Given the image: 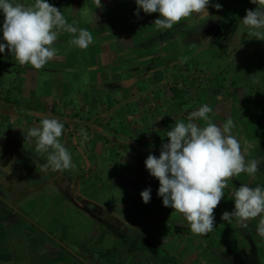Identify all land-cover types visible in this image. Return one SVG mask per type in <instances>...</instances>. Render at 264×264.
Wrapping results in <instances>:
<instances>
[{"label":"rangeland","instance_id":"obj_1","mask_svg":"<svg viewBox=\"0 0 264 264\" xmlns=\"http://www.w3.org/2000/svg\"><path fill=\"white\" fill-rule=\"evenodd\" d=\"M249 1L210 0L207 20L193 14L172 29H157L153 22L159 13L145 14L141 9L137 18L135 0H101L99 8L96 0H47L60 9L68 24L87 29L93 43L81 49L70 43L74 34L61 30L52 45L57 49L56 57L41 69L20 65L7 48L0 53V97L19 100L35 111L54 116L81 113L95 117L102 129L141 141L153 150L162 143L151 136L149 129L142 134L134 124L136 117L145 121L163 120L166 114L160 111L168 107L157 99L169 98L178 103L169 107L172 109L169 120L175 123L184 122L189 113L206 104L212 108L208 114L211 122L223 127L232 120V134L240 141L245 164H257L254 175L242 172L228 180L224 197L214 210L212 231L196 235L183 214L163 206L157 195L159 181L155 185L140 184L141 179L151 175L139 166L140 156L131 148L84 130H76L70 136L64 128L58 139L64 147H70L71 155L79 163L84 167L88 164L87 179L96 185L93 206L96 213L88 219L96 228H105V242L112 244L102 258H116L120 254L127 264H134L135 259L142 260L139 264H189L204 251L201 245L211 249L209 257L217 258L212 252L218 242L215 236L221 234L228 240L227 253L247 247L248 264L263 261L264 237L257 229L264 213L247 221L246 227L238 225L235 218L231 224L221 219L223 212L234 210V189L247 184L248 178L259 181L254 185L248 183L250 187H264V104L251 92L245 93L243 85L226 70L230 66L228 70L239 75L249 73L264 55V40L255 36L259 30L242 21ZM217 3L221 5L219 10L212 7ZM210 24L224 36L203 46L213 36L212 28L207 27ZM2 37L0 30V43H6ZM131 94L135 100L127 101ZM24 120L0 117V136L22 128ZM199 123L206 126L207 121ZM97 143L102 145L103 155H95L97 160L92 162L91 153ZM102 157L109 161L104 174L96 166ZM112 159L119 162L109 169ZM0 161H6L4 154L0 153ZM126 163H130L126 172L129 176L122 175ZM114 174L118 184L104 186L102 179L113 178ZM147 187L151 188V200L145 204L140 193ZM99 207H104V212H99ZM206 237L212 239L214 248L202 244L201 238ZM147 243L158 249L157 255L150 252ZM104 246L95 234L84 248L93 252ZM119 246L125 250H119ZM93 255L95 260L100 258L96 252ZM219 256L227 257L224 253Z\"/></svg>","mask_w":264,"mask_h":264},{"label":"clouds","instance_id":"obj_2","mask_svg":"<svg viewBox=\"0 0 264 264\" xmlns=\"http://www.w3.org/2000/svg\"><path fill=\"white\" fill-rule=\"evenodd\" d=\"M134 15L140 18L141 9L145 14L159 13L153 22L157 29H172L173 25L196 14L207 20L210 0H135ZM253 4L264 6V0H251ZM97 8L102 7L96 0ZM212 7L219 10L220 4ZM3 13L2 33L6 43H0V53L7 48L20 65L30 64L35 69L43 68L57 55L52 45L60 31L74 34L71 44L86 49L93 43V36L83 28L68 24L63 13L47 0H35V4L25 7L13 4L11 0H0ZM244 25L264 29V7L259 10H246L242 18ZM78 33V35H76ZM257 39L264 40V32L255 33ZM212 108L201 106L189 113L187 122H178L167 131L168 143H163L157 158L149 154L145 167L149 174L158 179L157 195L162 198L164 207H171L183 214L190 230L196 235L212 231L215 223L214 210L224 197L228 180L242 172L254 175L257 164H245L240 141L232 134L233 122L228 120L223 127L211 122L208 114ZM207 121L201 126L199 121ZM64 124L55 117H42L40 127L31 128L26 136L37 138V152L52 151L42 169L49 167L63 171L73 167L72 157L60 138ZM145 204L151 200V188L140 193ZM234 210L222 213L221 219L231 224L246 227V222L264 213V187H250L241 184L235 188ZM258 234L264 237V216H261Z\"/></svg>","mask_w":264,"mask_h":264},{"label":"crops","instance_id":"obj_3","mask_svg":"<svg viewBox=\"0 0 264 264\" xmlns=\"http://www.w3.org/2000/svg\"><path fill=\"white\" fill-rule=\"evenodd\" d=\"M11 2L23 4L25 7L35 4V0H11ZM3 19V13L0 12V27L3 25ZM126 100H135L134 94H131L130 98ZM157 101L168 107V109L160 111L161 114L164 112L166 117L163 120L151 118V121L136 117L134 124L142 134L145 129H149L151 136H156L157 141L163 144L168 143L167 131L176 124L169 120V115L172 112L169 107L178 105V103L169 98L157 99ZM117 105L119 106L118 103ZM29 107L31 108L30 105ZM80 114L75 113V115L82 116ZM182 114L186 116L187 113L183 110ZM45 116L55 117L59 120L63 117L43 112H39L38 116H29L28 118L12 116L8 120L25 119L23 127L14 128L10 133L0 136V153L4 154L6 158V161H0V264H90L88 259L93 264H127V260L120 254L116 258H102L105 250H110L112 244L105 242V228H96L94 222L88 219L89 215L95 216L93 213H96L93 208L96 185L89 178L87 179L86 167L88 164H85L84 167L83 163H79L75 156L71 155L74 166L69 169L63 171H54L51 167L47 170L42 169L41 165L47 163L48 155L52 150L37 152V138L27 137L26 134L31 128L40 127L41 118ZM184 122L186 123L187 120ZM111 123L113 125L115 121L112 120ZM118 134L134 142V145L123 142L122 146L131 148L133 152L134 149H137L136 143L139 141ZM140 143L143 142L140 141ZM101 146L99 143L95 145L90 161L94 162L97 158L95 155H103ZM65 148L70 153V147ZM160 148L149 150L158 151ZM87 158L89 159V157ZM140 159L142 163L139 166L146 169L145 161ZM123 161L127 160L123 159ZM108 162L105 157L97 162L96 166L103 174L107 170ZM116 162L119 161L112 159L109 169L115 167ZM129 165L130 163H126V167L123 168V172H125V174L122 173L123 176L129 171ZM115 175L113 178L102 179V184L104 186L118 184V177ZM156 182L158 180L151 176L144 180L141 179L140 184L155 185ZM258 182V179L254 178L246 180V183L250 185ZM99 208V212H104V207ZM101 230L102 232H100ZM95 234H98V240L105 244L104 248L93 249V252L100 256L97 260L94 259L95 255L90 252V249L84 248L88 239ZM206 239L207 237L201 238L200 241L202 244L207 243L212 246L211 248H214L212 239ZM215 239L218 242H215L216 247L212 253L217 255V258L209 257L211 249H205L201 245L200 247L204 251L200 257L189 261V264H248L249 253L247 252L249 249L247 247L232 250L229 254L226 248L227 237L220 234L215 236ZM183 247L185 245H182ZM121 248L123 249L119 246V250ZM220 253L226 254L227 257L221 259ZM134 261V264L142 262L141 259ZM259 264H264V259Z\"/></svg>","mask_w":264,"mask_h":264},{"label":"trees","instance_id":"obj_4","mask_svg":"<svg viewBox=\"0 0 264 264\" xmlns=\"http://www.w3.org/2000/svg\"><path fill=\"white\" fill-rule=\"evenodd\" d=\"M261 7L264 6H261L259 4L257 5L253 4L251 3L250 0L246 10L249 9L259 10ZM246 10H245V14H246ZM214 26H215L214 24H210L209 26H207L208 29L212 28L213 36L207 41H205L203 43V46H207L208 44H210L213 38H215V40H219L221 39L222 36H224L223 35L224 33L220 32V29ZM258 30L260 32H264V29H258ZM190 41L192 40L190 39ZM233 60H235L234 57ZM263 61H264V55L261 56V58H259L257 65L253 67L251 72L249 73L245 72L242 75H239L234 71H230L231 70L230 66L227 67L226 70L229 71L232 74V76H234L235 79L238 80L243 85V90L245 93L251 92L252 95L256 96L264 104ZM38 114H39L38 111H35L34 109L30 108L29 105L27 104H22L19 100L11 99L9 97H0V117L3 119H8L9 117L12 116L28 118L29 116H38ZM96 120L97 119L95 117H82L78 115L72 117H61L60 119V121H62L64 124V128L68 131L70 136H73L76 130H84L96 136H99L104 140H111L117 144L124 145L122 141H119L118 139H115L111 136V133L112 134H118V133L102 129L96 124ZM136 144H137V149H134V152L137 153V155H139L140 158H142L144 161L146 160L149 154H153L157 158L159 157L161 148L158 151H150L147 145L140 142H137Z\"/></svg>","mask_w":264,"mask_h":264},{"label":"water","instance_id":"obj_5","mask_svg":"<svg viewBox=\"0 0 264 264\" xmlns=\"http://www.w3.org/2000/svg\"><path fill=\"white\" fill-rule=\"evenodd\" d=\"M111 136L113 138H115V139H118L119 141H122V142H125V143H129L130 145H134V142H132V141H130V140L118 135V134H112L111 133Z\"/></svg>","mask_w":264,"mask_h":264},{"label":"flooded vegetation","instance_id":"obj_6","mask_svg":"<svg viewBox=\"0 0 264 264\" xmlns=\"http://www.w3.org/2000/svg\"><path fill=\"white\" fill-rule=\"evenodd\" d=\"M147 246H148V248H149V250H150V252L152 254H154V255H157L158 254V249L157 248L152 247V245L150 243H147Z\"/></svg>","mask_w":264,"mask_h":264}]
</instances>
